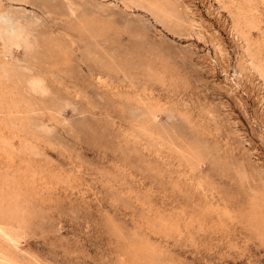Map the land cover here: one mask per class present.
Masks as SVG:
<instances>
[{
    "label": "rangeland",
    "instance_id": "obj_1",
    "mask_svg": "<svg viewBox=\"0 0 264 264\" xmlns=\"http://www.w3.org/2000/svg\"><path fill=\"white\" fill-rule=\"evenodd\" d=\"M0 14L34 45L0 44L26 72L0 77V264H264V0Z\"/></svg>",
    "mask_w": 264,
    "mask_h": 264
},
{
    "label": "bare ground",
    "instance_id": "obj_2",
    "mask_svg": "<svg viewBox=\"0 0 264 264\" xmlns=\"http://www.w3.org/2000/svg\"><path fill=\"white\" fill-rule=\"evenodd\" d=\"M1 1V0H0ZM43 3V2H42ZM228 4V3H227ZM37 5V4H36ZM39 5V4H38ZM38 5H37V7H38ZM43 7H45L44 5H43ZM46 7H48V6H46ZM52 7V6H51ZM39 8V7H38ZM68 8V7H67ZM42 9H44V8H42ZM71 9L72 8H70V9H68V10H70L71 11ZM235 9V8H234ZM233 9V10H234ZM53 10V9H52ZM51 10V11H52ZM47 11H49V10H47ZM74 11V10H73ZM73 11H71L72 13H73ZM53 12V11H52ZM5 13V12H4ZM54 13V12H53ZM249 13V12H248ZM16 18V17H15ZM66 18V17H65ZM233 19V18H232ZM241 20V19H240ZM239 20V21H240ZM19 21H20V19H19ZM256 22V21H255ZM4 24L5 23V25H6V23L8 24L9 23V25L8 26H6V27H1L0 26V44H2V47H3V50H5V51H7V52H10L11 53V51L13 50L12 48H14V47H16V48H19V47H22V48H24V49H27V50H29V49H31V47L33 48V46H32V43H31V41L29 42L28 41V39H27V34H26V32L22 29V27H23V25L20 23V25L21 26H19V24L18 23H16V22H14V23H11V20H10V17H8L6 14H0V24ZM22 23H24V21L22 22ZM26 23V22H25ZM256 23H258V22H256ZM259 23H260V21H259ZM26 25V24H25ZM240 25V24H239ZM25 27V26H24ZM72 27V26H71ZM26 28H28L27 26H26ZM31 28V27H30ZM32 29V28H31ZM67 29H69V28H67ZM74 31V30H73ZM66 32V31H65ZM28 33V32H27ZM72 33V32H71ZM77 33H79V32H77ZM32 34V33H31ZM68 34V33H67ZM69 34H70V31H69ZM80 34V33H79ZM29 36V35H28ZM32 36V35H31ZM31 36H30V38H31ZM71 36V35H70ZM73 37H74V35H73ZM76 37V36H75ZM74 37V38H75ZM81 37H83V36H81ZM80 38V37H79ZM55 39V38H54ZM84 39V38H83ZM73 40V39H72ZM76 40H77V38H76ZM36 41V40H35ZM58 41V40H57ZM57 41H56V43H57ZM78 42H79V40H77ZM60 42V41H59ZM54 43H55V41H54ZM53 43V44H54ZM56 43H55V45H56ZM76 43V42H75ZM34 44V43H33ZM58 44V43H57ZM79 44H81V43H79ZM35 46H36V44H35ZM83 46H86V45H83ZM1 47V48H2ZM81 48V47H80ZM85 47H83L82 48V50L84 49ZM37 49V48H36ZM70 49V48H69ZM86 50V49H85ZM32 51H33V49H32ZM88 51V50H87ZM90 53V52H89ZM1 54V53H0ZM3 54H4V52H3ZM2 55V54H1ZM12 55V54H11ZM3 56V55H2ZM24 56V55H23ZM25 56H27L26 54H25ZM24 56V57H25ZM29 56V55H28ZM27 56V57H28ZM34 56V54H32L30 57H33ZM36 56V55H35ZM6 57V56H5ZM29 57V58H30ZM14 58V57H13ZM12 58V59H13ZM18 58V57H17ZM34 58V57H33ZM19 59V58H18ZM2 60V59H1ZM7 60H8V58H7ZM35 60H36V57H35ZM129 61V60H128ZM23 62V61H22ZM126 62V61H125ZM13 63V62H12ZM121 63H123V61H121ZM128 64V63H127ZM131 64V63H130ZM23 65V64H22ZM124 65V64H123ZM129 65V64H128ZM12 66L13 65H11V63H10V61H6V60H2V61H0V77H2V78H4V79H6V80H9L10 81V83H11V88H12V91H15V93L17 94V92H19L18 91V86H20L18 83H19V81L20 80H18V78L22 75V74H25L26 72H24V73H20V72H17L15 69H13L12 68ZM104 66H106V65H104ZM121 66V65H120ZM15 67H17V66H15ZM24 67L25 66H20L19 68H23L24 69ZM111 67V66H110ZM19 68H18V70H19ZM30 68H32V67H30ZM125 68V67H124ZM127 68V67H126ZM125 68V69H126ZM17 69V68H16ZM28 68H26L25 70H27ZM105 69V68H104ZM114 69H115V67H114ZM118 69V68H117ZM124 69V70H125ZM138 69V68H137ZM24 70V71H25ZM29 70V69H28ZM27 70V71H28ZM33 70V69H32ZM131 70V69H130ZM133 70H134V68H133ZM162 70V69H161ZM116 72H117V70H115ZM127 71V70H126ZM30 72V71H29ZM119 72V71H118ZM125 72V71H124ZM161 72V71H160ZM131 73V72H130ZM30 74H31V72H30ZM126 74V73H125ZM128 74V73H127ZM27 75V74H26ZM32 75H30V77H31ZM35 76V75H34ZM33 76V77H34ZM129 76V75H128ZM25 77V76H24ZM30 77H29V75H28V78H29V80L31 81H29V83L28 82H26V80H25V82H26V84L28 83V84H30V89H32V92H33V90L35 91H43V85H42V80L40 81L39 79L41 78H37V76L34 78V79H30ZM104 77V76H103ZM130 77H131V75H130ZM154 77V76H153ZM21 78V77H20ZM28 78H26V79H28ZM133 78V77H132ZM23 79V78H22ZM22 79H21V81H22ZM156 79V78H155ZM2 80V79H1ZM106 80V79H105ZM128 80H129V78H128ZM133 80V79H132ZM4 81V80H3ZM20 81V82H21ZM23 81H24V79H23ZM28 81V80H27ZM107 81V80H106ZM105 81V82H106ZM135 80H133V82H134ZM129 82H131L130 80H129ZM136 82V81H135ZM1 83V82H0ZM132 84V83H131ZM4 85V84H3ZM6 85V84H5ZM135 85H136V83H135ZM7 86V85H6ZM44 86H46V85H44ZM10 87V86H9ZM23 87V86H22ZM26 87V86H25ZM135 87V86H134ZM1 88H3V87H1ZM5 88H7V89H5V90H9V88L8 87H5ZM24 88V87H23ZM27 88V87H26ZM29 88V87H28ZM20 90V89H19ZM26 90V89H25ZM46 90H47V87H46ZM45 90V91H46ZM22 90H20V92H21ZM35 91V92H36ZM41 91H40V94H43V92L41 93ZM48 91V90H47ZM2 92H3V90H2ZM8 92V91H7ZM10 92V91H9ZM31 92V91H30ZM34 92V93H35ZM11 93V92H10ZM14 92H12V94H13ZM14 93V94H15ZM22 93V92H21ZM15 94V95H16ZM22 94H24V93H22ZM35 94H37V93H35ZM39 94V93H38ZM26 95V94H25ZM45 95H46V93H45ZM44 95V96H45ZM121 95V94H120ZM119 95V96H120ZM8 96V95H7ZM11 96H13V95H11ZM11 96H9V97H11ZM18 96H19V94H18ZM18 96H17V98H18ZM21 96V95H20ZM23 96V95H22ZM27 96V95H26ZM118 96V95H117ZM124 96V95H123ZM3 97V96H2ZM25 97V96H24ZM28 97V96H27ZM31 97V96H30ZM33 97H35V96H33ZM33 97L31 98V99H33ZM4 98V97H3ZM14 98V97H13ZM36 98H38L37 96H36ZM35 98V99H36ZM21 99V98H20ZM19 99V100H20ZM26 99V98H25ZM28 99V98H27ZM118 99V98H117ZM12 100V99H11ZM17 100V99H16ZM15 100V101H16ZM41 100V99H40ZM43 100V99H42ZM119 100H120V98H119ZM22 101H25L24 99L22 100ZM27 101V100H26ZM25 101V102H26ZM33 101V105H34V99L32 100ZM36 101V100H35ZM121 101V100H120ZM132 101V100H131ZM130 101V102H131ZM12 102V101H11ZM37 102V101H36ZM35 102V103H36ZM127 102V101H126ZM19 103H21L20 101H19ZM22 103H24V102H22ZM39 103H41L40 101H39ZM39 103H37V104H39ZM14 104H15V102H14ZM28 104H29V102H28ZM13 105V104H12ZM20 105V104H19ZM22 106H23V104H21ZM36 105V104H35ZM35 105L33 106L34 108H35ZM145 106L147 105V104H144ZM149 105V104H148ZM14 106H16V108H18V106L17 105H14ZM31 106H32V103H31ZM129 106V105H128ZM150 106V105H149ZM13 107V106H12ZM19 107H21V106H19ZM28 107V106H27ZM42 107V106H41ZM40 107V108H41ZM139 107V106H138ZM144 107V106H143ZM151 107H153V106H151ZM162 107V106H161ZM164 107V106H163ZM23 108V107H22ZM145 108V107H144ZM27 109V108H26ZM42 109V108H41ZM15 110H17V112H18V109H15ZM23 110H25V109H23ZM30 110H32V108L30 109ZM43 110V109H42ZM35 111H37V110H35ZM149 111V110H148ZM16 112V113H17ZM20 112V111H19ZM22 112V111H21ZM21 112H20V114H21ZM26 112V111H25ZM24 112V113H25ZM28 112H30L29 110H28ZM33 112V111H32ZM42 112V111H41ZM14 113V112H13ZM24 113H22L23 115H24ZM31 113V112H30ZM157 113V112H156ZM15 114V113H14ZM18 114V113H17ZM34 114V113H33ZM35 115V114H34ZM150 115V114H149ZM31 115H29L28 117H27V119L30 117ZM154 116V115H153ZM11 117H13V116H11ZM18 117L19 118H21L22 119V117H20V116H17L16 118H17V120H18ZM25 117V116H24ZM23 117V118H24ZM150 117H151V115H150ZM15 118V119H16ZM152 118V117H151ZM8 119V118H7ZM26 119V118H25ZM33 119V118H32ZM150 119V118H149ZM3 120H5V119H3ZM16 120V121H17ZM20 120V119H19ZM7 121H9V120H7ZM24 121V120H23ZM35 121V120H34ZM10 122V121H9ZM8 122V123H9ZM15 122V121H14ZM20 122V121H19ZM25 122H27V121H25ZM37 122V121H36ZM36 122H34V123H36ZM3 123V122H2ZM33 123V124H34ZM38 124H41V123H39V122H37ZM10 124V123H9ZM23 125L22 123H18L17 125ZM27 124V123H26ZM29 124V123H28ZM27 124V125H28ZM37 124V125H38ZM6 125V124H5ZM13 125V124H12ZM11 125V126H12ZM20 125H19V127H20ZM30 125V124H29ZM10 126V125H9ZM31 126V125H30ZM130 126V125H129ZM22 127H24V126H22ZM21 127V130L23 129ZM33 127H36L35 125L33 126ZM37 127H39V126H37ZM135 127V126H134ZM146 127V126H145ZM9 128V127H8ZM7 128V129H8ZM12 128H13V126H12ZM17 128V127H16ZM148 128V127H147ZM10 129V128H9ZM25 129H27V127H25ZM25 129H23V130H25ZM39 128H37V130H38ZM41 129H43V127L42 128H40V130ZM44 129H46V128H44ZM43 129V132L42 133H44L45 132V130ZM138 129V128H137ZM21 130H19V131H21ZM22 130V131H23ZM29 130V129H28ZM30 130H32L31 128H30ZM35 129H33V131H34ZM48 130V129H47ZM15 131V130H14ZM18 131V130H17ZM26 131V130H25ZM36 131V130H35ZM42 131V130H41ZM147 131V130H146ZM3 132V131H2ZM13 132V131H12ZM16 132V131H15ZM24 132V131H23ZM144 132V131H143ZM17 133V132H16ZM25 133V132H24ZM39 133V132H38ZM46 134L47 133H49V131L48 132H45ZM10 134V133H9ZM11 134H13V133H11ZM32 134V133H31ZM30 134V131H29V133H28V135H31ZM1 135V134H0ZM20 135V134H19ZM33 135V134H32ZM31 135V136H32ZM40 135V134H39ZM2 136V135H1ZM0 136V137H1ZM13 136V135H12ZM22 137H24V135H21ZM42 136V135H41ZM4 137V136H3ZM11 137V136H10ZM10 137H9V139H10ZM16 137V136H15ZM5 138V137H4ZM7 138V137H6ZM17 138H18V136H17ZM35 138H36V136H35ZM35 138H33L34 140H35ZM2 139V138H1ZM20 139V138H19ZM23 139V138H22ZM25 139V138H24ZM39 139V138H38ZM3 140V139H2ZM40 140V139H39ZM42 140V139H41ZM4 141V140H3ZM2 141V142H3ZM6 141V143H5V147H7L8 148V150L9 151H11V150H13V148L10 150V143H9V141H8V139L7 140H5ZM20 141H21V139H20ZM25 141H27V139H25ZM33 141V140H32ZM35 142V141H34ZM33 142V143H34ZM1 143V142H0ZM4 143V142H3ZM25 143V142H24ZM30 143V142H29ZM31 144H32V142H31ZM3 145V144H2ZM1 145V146H2ZM24 145V144H23ZM28 145H30V144H28ZM22 146V145H21ZM32 146V145H31ZM4 147V145H3V148H5ZM27 147H29V146H27ZM2 148V149H3ZM24 149V148H23ZM28 149V148H27ZM6 151H7V149H6ZM25 151V150H24ZM3 152H4V150H3ZM8 154V153H7ZM10 154V153H9ZM12 154V153H11ZM7 161H8V159H7ZM7 165H9L8 163H7ZM7 167H9V166H7ZM3 179V178H2ZM1 180V179H0ZM2 182V181H1ZM6 180H5V183L3 182V185L5 184L6 185ZM10 182V181H9ZM13 184V183H12ZM15 185V184H14ZM9 186V185H8ZM18 186V185H17Z\"/></svg>",
    "mask_w": 264,
    "mask_h": 264
}]
</instances>
